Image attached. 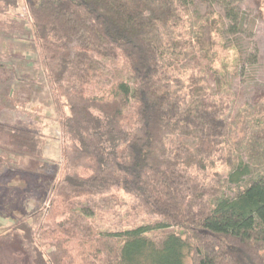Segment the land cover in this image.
Masks as SVG:
<instances>
[{"label":"trees","instance_id":"16d2710c","mask_svg":"<svg viewBox=\"0 0 264 264\" xmlns=\"http://www.w3.org/2000/svg\"><path fill=\"white\" fill-rule=\"evenodd\" d=\"M24 1L64 138L46 211L61 220L15 228L28 264H264V93L232 117L234 94L208 81L235 55L236 17H199L194 0ZM0 135L40 163L37 131L0 123ZM216 165L218 186L193 174ZM113 191L160 220L95 230L93 203Z\"/></svg>","mask_w":264,"mask_h":264},{"label":"rangeland","instance_id":"374dc122","mask_svg":"<svg viewBox=\"0 0 264 264\" xmlns=\"http://www.w3.org/2000/svg\"><path fill=\"white\" fill-rule=\"evenodd\" d=\"M13 2L0 0V64H3L0 65V123L35 130L43 136L45 144L39 163L30 155L7 154L6 151L12 149L0 135L3 158L0 175L5 176L9 171L13 174L12 178L0 183V262L28 264L24 235L15 228L24 222L38 236L51 222L61 220L58 215L50 220L46 211L53 197V186L63 176L61 148L64 138L59 125L61 114L41 66L25 1L17 0L16 8ZM190 11L199 17L211 12L236 17L233 23L226 21L231 30L226 28L224 34L225 45L233 48L235 55L232 51L225 53L229 54L226 59L222 55L220 62H224L226 69L223 73H210L208 79L212 87L219 80L234 94L233 117L237 110L253 104L264 93V0H215L212 3L194 0ZM118 66L125 74L126 68ZM96 76L102 79L101 74ZM61 112L67 111L64 108ZM42 161L51 166L49 171L37 168ZM220 173L223 169L219 165L204 173L193 172L213 186H218L220 179L216 175ZM230 189L233 186L225 187L227 193ZM93 205L95 217L90 223L95 230L119 231L160 220L142 211L121 191L110 192L96 199Z\"/></svg>","mask_w":264,"mask_h":264}]
</instances>
